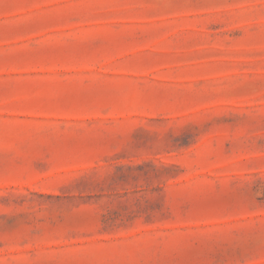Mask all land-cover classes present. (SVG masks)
<instances>
[{
    "label": "rangeland",
    "instance_id": "obj_1",
    "mask_svg": "<svg viewBox=\"0 0 264 264\" xmlns=\"http://www.w3.org/2000/svg\"><path fill=\"white\" fill-rule=\"evenodd\" d=\"M0 264H264V0H0Z\"/></svg>",
    "mask_w": 264,
    "mask_h": 264
}]
</instances>
